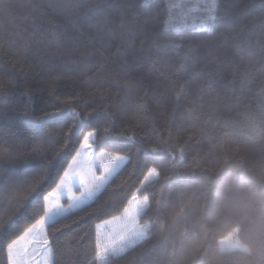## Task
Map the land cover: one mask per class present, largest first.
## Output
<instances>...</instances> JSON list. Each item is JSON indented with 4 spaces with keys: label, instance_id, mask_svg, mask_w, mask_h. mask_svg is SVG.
I'll use <instances>...</instances> for the list:
<instances>
[{
    "label": "trees",
    "instance_id": "trees-1",
    "mask_svg": "<svg viewBox=\"0 0 264 264\" xmlns=\"http://www.w3.org/2000/svg\"><path fill=\"white\" fill-rule=\"evenodd\" d=\"M90 132L126 162L45 222L64 264L135 197L147 233L103 264H264V0H0V264Z\"/></svg>",
    "mask_w": 264,
    "mask_h": 264
},
{
    "label": "rangeland",
    "instance_id": "rangeland-1",
    "mask_svg": "<svg viewBox=\"0 0 264 264\" xmlns=\"http://www.w3.org/2000/svg\"><path fill=\"white\" fill-rule=\"evenodd\" d=\"M94 132H90L84 138V141L78 148L75 157L67 167L68 177L64 179V185L71 184L67 193L64 190H59L55 196H49L46 201V206L58 200L60 206L68 209V212L78 209L69 208V205L74 199H85L86 203L80 207L89 204L95 197L99 190L105 186L110 178L120 169L126 162L123 156H117L110 152H101L93 149ZM158 178V172L153 169L143 179L142 185L152 183ZM71 182V183H70ZM60 183V182H59ZM67 194L66 197L64 196ZM92 193L91 199H88V194ZM64 196V197H63ZM65 198V200L63 199ZM64 200V201H63ZM148 207L146 198L135 197L131 204L124 210L119 217L111 218L101 222L97 227H94L92 236V248L79 246L75 252L87 254L88 259L86 264H103L106 261L105 254L121 253L124 250L134 246V244L143 239L147 233V225L139 223V217ZM63 214V215H64ZM59 217V216H57ZM45 219V222L57 219ZM238 231L234 229L231 234L221 238L219 241V248L221 251H229L232 249L248 250L247 245L241 242L238 238ZM47 238V227L44 224L43 231L39 230L28 236L18 245V253L15 258L21 260L22 264H31L32 258L25 256V249L29 251L36 249V259L39 264H64L65 260L63 253L58 251L56 243L50 241V245L46 246L42 242ZM30 241L34 243L29 244Z\"/></svg>",
    "mask_w": 264,
    "mask_h": 264
},
{
    "label": "snow or ice",
    "instance_id": "snow-or-ice-1",
    "mask_svg": "<svg viewBox=\"0 0 264 264\" xmlns=\"http://www.w3.org/2000/svg\"><path fill=\"white\" fill-rule=\"evenodd\" d=\"M44 116L49 115V113H43ZM42 118V117H41ZM48 133L43 132L40 136V139H47ZM35 175H39V172L37 171ZM3 177L5 181L10 182L11 184H15L16 176L15 173H13L11 170L4 172ZM68 177L67 170L64 171L63 176L60 177V183H57L55 188L52 189L51 192L47 193L42 199L43 201H47L49 199V196H55L58 190H62L64 185V179ZM39 183H43V181H40ZM39 183L36 185V187L32 188L29 192V195L34 193L36 190H38ZM92 193L88 194V199H91ZM28 197H21V201L26 200ZM87 200L81 198V199H74L72 200V203L69 205V208H78L80 205L86 203ZM20 206L22 207L23 204L21 203ZM18 211V209H13L11 212V216H14L15 213ZM68 209H65L64 207L60 206L58 200L49 204L47 206L46 212L44 216H41L39 219L35 220V223H32L30 226H22L21 229L14 232L11 236L8 237V240L6 241L7 245V253H8V262L9 264H22L21 260H17L15 258L16 254L18 253V245H20V242L25 240L28 236L33 235L38 227L40 231H43V227L45 224V219H54L57 216H62L65 212H67ZM10 216V219H11ZM34 243V241H30L29 244ZM44 245L48 246L50 245V241L45 238L42 242ZM25 256H29L32 258L31 264H39L38 259H36V249H32L29 251L27 248L25 249Z\"/></svg>",
    "mask_w": 264,
    "mask_h": 264
}]
</instances>
